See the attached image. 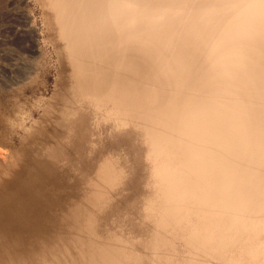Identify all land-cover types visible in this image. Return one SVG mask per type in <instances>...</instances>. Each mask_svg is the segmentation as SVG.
Instances as JSON below:
<instances>
[{
    "label": "bare ground",
    "instance_id": "6f19581e",
    "mask_svg": "<svg viewBox=\"0 0 264 264\" xmlns=\"http://www.w3.org/2000/svg\"><path fill=\"white\" fill-rule=\"evenodd\" d=\"M35 1L65 72L0 109V264H264V0Z\"/></svg>",
    "mask_w": 264,
    "mask_h": 264
},
{
    "label": "rangeland",
    "instance_id": "374dc122",
    "mask_svg": "<svg viewBox=\"0 0 264 264\" xmlns=\"http://www.w3.org/2000/svg\"><path fill=\"white\" fill-rule=\"evenodd\" d=\"M15 26L27 30V33H16ZM30 28L38 34V54L33 53L34 42L31 32H28ZM63 72L64 62L43 24L42 11L36 1L0 0L1 111L7 114L11 107L21 106L31 110L33 118H39L42 110L54 102V94L62 84ZM11 85L16 89L11 90ZM37 104L36 109H30ZM0 123L8 130L5 122ZM17 135H13L15 143L18 142ZM4 154L5 151H0V158Z\"/></svg>",
    "mask_w": 264,
    "mask_h": 264
}]
</instances>
